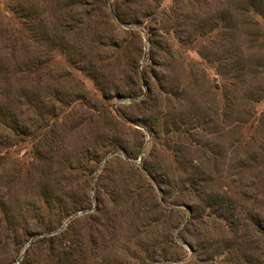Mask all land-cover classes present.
<instances>
[{"label":"rangeland","instance_id":"1","mask_svg":"<svg viewBox=\"0 0 264 264\" xmlns=\"http://www.w3.org/2000/svg\"><path fill=\"white\" fill-rule=\"evenodd\" d=\"M231 8L234 44L195 41ZM0 60V264H264V20L245 5L0 0Z\"/></svg>","mask_w":264,"mask_h":264},{"label":"trees","instance_id":"2","mask_svg":"<svg viewBox=\"0 0 264 264\" xmlns=\"http://www.w3.org/2000/svg\"><path fill=\"white\" fill-rule=\"evenodd\" d=\"M227 1L228 2L235 1V4L240 3L241 6L245 5L249 16H252V18L254 20L258 21L259 18L264 20V5L262 4L261 0H227ZM118 5L119 4L117 3L116 6H115V14H114V16L119 21H121L122 23H128L126 18H124L123 14L120 12ZM165 7L166 6L161 7L163 13L166 12V8ZM235 12H236V10L231 8L229 10V12L226 14V16L223 17V21H221V23H219V24H217L215 26H210L208 31H204V30L201 29L199 32L196 33L197 37L195 38V41L199 42V41L204 40V39L207 40V39L212 38L214 40H217V39L224 40V42H227L229 45L234 44V42L237 39V34H236L235 29H234L235 27H234L233 21L238 17L237 16L238 14H236ZM158 15H159V13L157 11L155 13L151 14V16L155 17V18L158 17ZM159 32L162 34V33H165L166 30H163V28H160V29H157V30L153 31V33H155L156 36L158 35ZM153 33H151V39L154 37ZM156 40H157L156 38L152 40L155 47H156V44H157ZM201 52L202 51L199 52V55L202 58H206V56L204 54L202 55ZM6 72H7V70H6L5 66L2 65V61L0 60V86H1V88H6V87L9 86L7 84V80L8 79H7L6 75H5ZM218 74H219V72H218ZM233 78L234 77H230L229 80L232 81ZM2 82H5V84H3ZM145 84L148 85V81H146ZM232 84L233 83H231L230 86H232ZM151 95H152V92H151ZM2 109H4V107ZM119 116H118L117 121L127 124V122L124 121V120H121ZM12 126L14 127V129H18V126H17L16 123H13ZM116 149L117 148H114L112 150L115 152ZM61 259H63V258L61 257Z\"/></svg>","mask_w":264,"mask_h":264}]
</instances>
